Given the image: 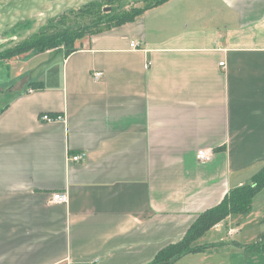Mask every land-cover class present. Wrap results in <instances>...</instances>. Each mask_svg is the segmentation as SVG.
Returning a JSON list of instances; mask_svg holds the SVG:
<instances>
[{"label":"crops","instance_id":"obj_1","mask_svg":"<svg viewBox=\"0 0 264 264\" xmlns=\"http://www.w3.org/2000/svg\"><path fill=\"white\" fill-rule=\"evenodd\" d=\"M263 166L264 0H166L0 59V264H149ZM232 243L231 264H264Z\"/></svg>","mask_w":264,"mask_h":264},{"label":"trees","instance_id":"obj_2","mask_svg":"<svg viewBox=\"0 0 264 264\" xmlns=\"http://www.w3.org/2000/svg\"><path fill=\"white\" fill-rule=\"evenodd\" d=\"M102 1V0H101ZM101 1L91 3L83 8L78 9L79 12H86L88 8L95 7ZM104 1V0H103ZM166 0H157L156 2L145 6L142 9H131L127 12L111 13L102 23V26H83L78 30L64 31L60 33H53L51 35H44L42 28L39 29L35 35H32L28 40L18 44L17 46L0 53V59H7L15 55L26 53L31 50L37 52H45L48 50L59 49L61 46L65 47L66 53L74 50V42L84 37L112 27H118L126 23L133 22L134 19L140 16L145 10L152 6L159 5ZM100 10V9H99ZM98 10V12H99ZM70 12V11H69ZM67 13V12H66ZM65 13L52 19L47 24L56 23L59 26L63 24V17ZM33 22L26 21L16 25L13 29L5 34H11L18 37L32 26ZM35 85V84H34ZM264 189V166L253 177L248 185L233 189L222 199L216 206L203 212L197 220L191 225L184 237L176 243L169 244L157 252L154 259L149 264H173L176 260L187 254L203 253L211 250L213 244L195 245L197 240L201 238L208 230H210L218 222L222 221L230 215L248 214L251 210V204L254 196ZM248 252L264 254V233L260 235L257 242L246 247Z\"/></svg>","mask_w":264,"mask_h":264},{"label":"rangeland","instance_id":"obj_3","mask_svg":"<svg viewBox=\"0 0 264 264\" xmlns=\"http://www.w3.org/2000/svg\"><path fill=\"white\" fill-rule=\"evenodd\" d=\"M157 0H102L100 4H97L95 7L88 8L86 12H79L78 9L72 10L65 13L63 17V24L59 26L56 21L50 24H46L42 31L44 35H51L53 33H60L64 31L78 30L83 26H102L105 18L111 13L127 12L131 9H142L145 6H148ZM100 9V10H99ZM99 10V12H98ZM9 33V32H8ZM11 34H3L0 36V48L7 43L11 42L15 37ZM35 35V34H34ZM32 37V36H31ZM29 37V38H31ZM28 38V39H29ZM27 39V40H28ZM249 182V181H248ZM251 183V182H250ZM249 183V184H250ZM257 205H264V192L261 194L257 200ZM229 228H237V231L231 236H227V230ZM264 233V208H255L252 213L248 214H237L232 215L226 225H222L218 230L210 231L205 234L201 239H199L195 245H204L215 243L219 240L220 237L226 238V247L227 249H221L218 252L206 253V260L204 264L213 263V264H231L232 253H237L236 249H231L233 246L232 242H240L242 244L253 243L257 240V237ZM233 240V241H230ZM222 247V246H221ZM230 253L229 258L228 254ZM189 257V256H188ZM203 256H197L193 258L194 263L202 262ZM187 259L183 258V262L179 264H188Z\"/></svg>","mask_w":264,"mask_h":264},{"label":"water","instance_id":"obj_4","mask_svg":"<svg viewBox=\"0 0 264 264\" xmlns=\"http://www.w3.org/2000/svg\"><path fill=\"white\" fill-rule=\"evenodd\" d=\"M101 0H0V36L16 25L31 21L32 26L0 48V53L26 41L52 19Z\"/></svg>","mask_w":264,"mask_h":264},{"label":"built area","instance_id":"obj_5","mask_svg":"<svg viewBox=\"0 0 264 264\" xmlns=\"http://www.w3.org/2000/svg\"><path fill=\"white\" fill-rule=\"evenodd\" d=\"M130 49H137V44L136 42H131L130 43ZM219 66H223V63H220ZM103 76V73L102 72H93L92 73V78L94 81H98L102 78ZM41 120L45 121V122H53V121H56V120H60V118H56V119H53L51 118L50 116L48 115H43L41 117ZM85 155L84 154H79V155H75V156H71L69 158L70 161L72 162H81L83 159H84ZM211 158V155L210 153H208L206 150H199L197 151L196 153V159L199 161V162H202V163H205L207 162L209 159ZM67 202V195L64 193H55L51 196V201L50 203L52 204H65Z\"/></svg>","mask_w":264,"mask_h":264}]
</instances>
